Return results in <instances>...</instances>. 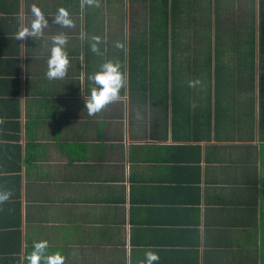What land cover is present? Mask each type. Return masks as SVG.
<instances>
[{
	"label": "crops",
	"instance_id": "1",
	"mask_svg": "<svg viewBox=\"0 0 264 264\" xmlns=\"http://www.w3.org/2000/svg\"><path fill=\"white\" fill-rule=\"evenodd\" d=\"M260 1L0 0V190L13 193L0 205V264H27L41 240L65 264H139L147 249L158 264H264V99L259 78L239 76L259 67ZM33 4L50 27L17 41ZM60 7L73 28L52 24ZM57 32L70 67L49 81ZM81 33L100 37L103 55ZM105 59L127 87L89 116L86 77Z\"/></svg>",
	"mask_w": 264,
	"mask_h": 264
},
{
	"label": "clouds",
	"instance_id": "2",
	"mask_svg": "<svg viewBox=\"0 0 264 264\" xmlns=\"http://www.w3.org/2000/svg\"><path fill=\"white\" fill-rule=\"evenodd\" d=\"M81 5L100 7V2L99 0H81ZM30 12V19L26 22H21L18 30L14 33V38L17 41L43 39L45 30L50 27L49 19L35 4L31 5ZM51 22L59 28L67 29L75 26L69 11L64 7L57 9ZM85 38L90 39V50L92 53L103 55L99 47L103 42L100 37L92 36L88 38L86 33H81V39ZM67 44L68 37L64 32H57L48 37V42L45 45L47 54L45 78L47 80H64L66 78L70 67V60L66 51ZM114 47L122 49L124 45L117 41ZM83 78L84 74L82 73L81 79ZM86 78L90 82L91 87L89 94L84 95L83 100L84 108L89 116H96L105 111L110 105L116 104L123 99L122 90L127 87V76L122 70V64L119 61L105 59L99 64L98 69L88 74ZM187 84L190 88L202 86V82L199 79L189 80ZM190 106L195 109V102H190ZM136 118L138 120L141 119L139 112L136 113ZM12 195L13 193L10 190H0V205L6 203ZM48 247L47 241L34 242L32 250L25 254L24 260L27 261V264H65V257L58 251L50 253ZM159 260L160 257L157 252L147 249L144 252V258L139 261V264H158Z\"/></svg>",
	"mask_w": 264,
	"mask_h": 264
},
{
	"label": "flooded vegetation",
	"instance_id": "3",
	"mask_svg": "<svg viewBox=\"0 0 264 264\" xmlns=\"http://www.w3.org/2000/svg\"><path fill=\"white\" fill-rule=\"evenodd\" d=\"M256 35L259 39V67H253L252 71L246 73L250 78L260 79V91L264 99V0L259 3V16L254 20ZM258 76V77H257ZM264 107V105H263Z\"/></svg>",
	"mask_w": 264,
	"mask_h": 264
},
{
	"label": "rangeland",
	"instance_id": "4",
	"mask_svg": "<svg viewBox=\"0 0 264 264\" xmlns=\"http://www.w3.org/2000/svg\"><path fill=\"white\" fill-rule=\"evenodd\" d=\"M241 6L243 7V6H246L247 7V5L245 4V3H241ZM248 21V20H247ZM249 22V21H248ZM234 25H236V28L237 29H240V30H242L243 31V29H244V26L242 25V24H234ZM238 25V26H237ZM247 55L248 56H250V55H254V51H250L249 53H247ZM251 64H252V62H251V60L249 59V57L245 60V62H243V65H246V70L251 66ZM230 65H232V66H234V65H236V63H234V62H231L230 63ZM252 69H253V67L251 66L247 71H246V73H248L249 71H252ZM228 74L230 75V76H234V75H237L238 74V72H237V69L235 68V67H229V70H228ZM239 76L240 77H243L245 80L244 81H248L249 79H250V77L247 75V74H244V72H241L240 74H239ZM238 76V77H239Z\"/></svg>",
	"mask_w": 264,
	"mask_h": 264
},
{
	"label": "trees",
	"instance_id": "5",
	"mask_svg": "<svg viewBox=\"0 0 264 264\" xmlns=\"http://www.w3.org/2000/svg\"><path fill=\"white\" fill-rule=\"evenodd\" d=\"M165 2H166V6H167V0H165ZM174 7V6H173ZM5 125H6V127H7V125H8V123L6 122V121H4L3 122Z\"/></svg>",
	"mask_w": 264,
	"mask_h": 264
}]
</instances>
